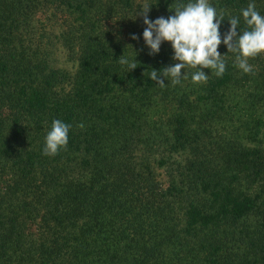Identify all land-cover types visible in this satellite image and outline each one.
<instances>
[{"label": "trees", "instance_id": "obj_1", "mask_svg": "<svg viewBox=\"0 0 264 264\" xmlns=\"http://www.w3.org/2000/svg\"><path fill=\"white\" fill-rule=\"evenodd\" d=\"M188 2L0 0V264H264V53L246 74L221 43L222 76L157 85L178 61L136 15ZM249 3L209 0L222 40Z\"/></svg>", "mask_w": 264, "mask_h": 264}, {"label": "clouds", "instance_id": "obj_2", "mask_svg": "<svg viewBox=\"0 0 264 264\" xmlns=\"http://www.w3.org/2000/svg\"><path fill=\"white\" fill-rule=\"evenodd\" d=\"M150 6L144 4L136 16L143 19L146 26L142 33L145 46L149 49V55L159 53L162 42H170L174 55L172 59L178 61L173 66L163 68L160 73L152 70L150 79L155 81L160 87H165L166 77L171 78L172 85L180 84L181 78H187L181 75V70L186 67L197 69L192 75V82L195 84L206 83L209 75H206L202 69L214 70L217 77L224 74L226 63L218 52V46L223 43L228 53L235 56V64L244 73L253 71L252 65L248 63L250 58L264 53V16L256 10L255 3H249L245 9H242L241 15L247 26L246 30L240 33L238 25L239 18L232 17L228 20L230 27L227 33L221 39L219 32L221 21L224 20L223 13L218 16L215 7L209 4V0H195V2L177 3L174 14L167 18L158 17L150 20L148 13ZM132 40L138 39L135 34L130 37ZM132 47V46H131ZM135 56L136 52L134 51ZM119 63L126 65L131 71L137 68V61L121 55ZM71 125L61 120H53L51 130L45 137V146L43 155L54 156L60 150L66 149L68 143V132ZM83 128L84 125L80 124Z\"/></svg>", "mask_w": 264, "mask_h": 264}, {"label": "rangeland", "instance_id": "obj_3", "mask_svg": "<svg viewBox=\"0 0 264 264\" xmlns=\"http://www.w3.org/2000/svg\"><path fill=\"white\" fill-rule=\"evenodd\" d=\"M57 57H58V59H59V63H62V61H64L63 58H62V55L59 54ZM64 62H65V61H64ZM259 135H261V134H259ZM259 135H258V136H259Z\"/></svg>", "mask_w": 264, "mask_h": 264}]
</instances>
